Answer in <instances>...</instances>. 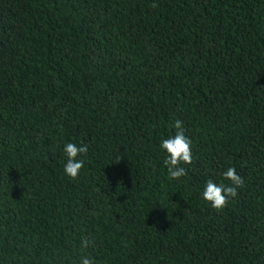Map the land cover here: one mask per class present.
Returning <instances> with one entry per match:
<instances>
[{
  "label": "trees",
  "instance_id": "obj_1",
  "mask_svg": "<svg viewBox=\"0 0 264 264\" xmlns=\"http://www.w3.org/2000/svg\"><path fill=\"white\" fill-rule=\"evenodd\" d=\"M175 120L193 159L170 180ZM81 257L264 264V0H0V264Z\"/></svg>",
  "mask_w": 264,
  "mask_h": 264
},
{
  "label": "clouds",
  "instance_id": "obj_2",
  "mask_svg": "<svg viewBox=\"0 0 264 264\" xmlns=\"http://www.w3.org/2000/svg\"><path fill=\"white\" fill-rule=\"evenodd\" d=\"M151 7L156 8L157 4L153 3ZM182 123L180 120H175L173 123V127L176 129L175 134L167 139H163L160 143V148L166 153L163 163L167 168L170 180H178L186 176V168L182 165L191 164L193 159L191 140L185 136ZM63 151L67 158L63 171L69 178L75 179L84 166V160L77 159V157L87 153L88 145L83 144L82 146H78L74 143H67ZM222 177L228 183L217 184L209 179L206 181L201 193L202 199L217 211L222 210L228 204L230 198H235L237 190L243 187L245 183L244 179L237 174L234 167H228L223 171ZM81 247H94V243L85 237L81 241ZM80 264H95V261L91 257H81Z\"/></svg>",
  "mask_w": 264,
  "mask_h": 264
}]
</instances>
